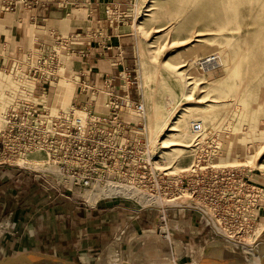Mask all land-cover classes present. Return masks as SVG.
I'll return each instance as SVG.
<instances>
[{
	"label": "built area",
	"instance_id": "built-area-1",
	"mask_svg": "<svg viewBox=\"0 0 264 264\" xmlns=\"http://www.w3.org/2000/svg\"><path fill=\"white\" fill-rule=\"evenodd\" d=\"M39 4L0 0L5 12ZM105 13L127 23L117 6L108 4ZM69 43L70 38L59 37L54 46L39 43L18 59L7 58L4 72L22 84L13 86L17 96L9 103L0 102V166L32 175L51 194L70 198L76 190L87 191L83 206L94 200L155 212L157 230L171 245L176 239L167 222L176 211L199 216L209 242L218 236L239 246L254 237L264 219V184L242 167L218 163L223 137L200 122L191 125V163L180 170L165 165L159 146L150 143L146 105L130 70L107 76L100 86L80 83L79 93L87 95L83 103L68 109L53 104L61 51H70ZM217 61L212 55L202 65L217 66ZM37 154L43 157H33Z\"/></svg>",
	"mask_w": 264,
	"mask_h": 264
},
{
	"label": "rangeland",
	"instance_id": "rangeland-1",
	"mask_svg": "<svg viewBox=\"0 0 264 264\" xmlns=\"http://www.w3.org/2000/svg\"><path fill=\"white\" fill-rule=\"evenodd\" d=\"M129 7L125 31L134 42L129 67L134 88L141 91L146 105L148 128L156 123L168 129L180 117L177 129L181 142L189 145L191 125L200 122L206 131L223 137V156L216 160L218 163L242 167L264 184V169L256 165L261 159L264 167V0H133ZM212 55L218 58L217 66H203V60ZM16 84L21 85V81L0 69V90L4 94ZM76 88L72 78H63L57 84L54 101L59 99L65 105H54L70 108L68 91L73 97ZM15 96L13 92L2 95L0 102L6 105ZM235 136L239 140L231 141ZM162 137L154 144L161 153L170 151L160 148ZM177 149L163 153V159L165 165L180 170L192 158L189 148ZM259 151L261 157L256 156ZM167 223L176 239L173 245L155 228L129 232L131 246L109 248L99 256L105 264H109V251L114 253L115 264H192L197 254L204 255L198 264H260L264 257V240L254 251L218 236L212 242L192 246L189 237L195 234L171 220ZM162 225L165 229V223ZM257 236L264 238V219L259 221L254 237L242 242Z\"/></svg>",
	"mask_w": 264,
	"mask_h": 264
},
{
	"label": "crops",
	"instance_id": "crops-1",
	"mask_svg": "<svg viewBox=\"0 0 264 264\" xmlns=\"http://www.w3.org/2000/svg\"><path fill=\"white\" fill-rule=\"evenodd\" d=\"M132 1L41 0L33 10L13 12L3 11L0 5V69L9 66L8 57L18 59L39 43L54 46L55 39L70 38V51H61L63 64L57 82L72 78L77 88L66 102L83 103L87 95L79 93L80 83L100 86L107 76L130 70L134 42L125 24L106 15L105 7L117 6L127 15ZM87 193L76 190L70 198L51 194L32 175L0 166V258L37 253L75 264H105L100 253L131 246L129 232L158 228L160 219L155 212L136 213L116 203L94 200L83 206L81 199ZM170 217L172 224L195 234L189 237L190 245L208 241L196 214L176 211Z\"/></svg>",
	"mask_w": 264,
	"mask_h": 264
},
{
	"label": "bare ground",
	"instance_id": "bare-ground-1",
	"mask_svg": "<svg viewBox=\"0 0 264 264\" xmlns=\"http://www.w3.org/2000/svg\"><path fill=\"white\" fill-rule=\"evenodd\" d=\"M259 2V1H258ZM231 9V8H230ZM238 19V18H237ZM230 20V19H229ZM247 45V44H246ZM224 52H225V50H224ZM226 53V52H225ZM239 55L241 54V53H238ZM235 56H237V57H240V56H238V55H235ZM208 57V56H207ZM9 58V57H8ZM244 58V57H243ZM220 59V58H219ZM246 59V58H245ZM221 61V60H220ZM232 61V60H231ZM246 61V60H245ZM218 62V61H217ZM239 63V62H238ZM241 63H242V59H241ZM240 63V64H241ZM221 64V63H220ZM15 81H16V79H15ZM21 84H22V82H21ZM57 84L58 83H55V85H54V87H53V90H54V95H53V104H55V105H58V106H61V105H65V104H61L60 103V100L59 99H55V101H54V98H55V94H56V89H57ZM17 85V84H16ZM15 85V86H16ZM4 86V85H3ZM2 86V87H3ZM7 86H8V84H7ZM14 86V85H13ZM12 86V87H13ZM9 87V86H8ZM6 88V87H5ZM9 90L8 91H5V94H4V91L2 92L1 90H0V92H1V96L2 95H6V94H8V93H10L11 92V89L10 88H8ZM68 93L70 94V95H72V91L70 92V91H68ZM12 94V93H11ZM0 96V97H1ZM3 103V102H2ZM4 104V103H3ZM180 121V117L178 118V120H176L175 122H174V125L172 126V127H170V128H168V129H165V128H162V125L161 124H159V125H156V123L155 124H151L150 126H152V128L151 127H149V138H150V143H155L156 142V140L158 139V137H160V136H163L160 140H161V142H160V146H161V148H171L170 149V151H166V152H172V150H179V149H177L178 147H182V148H189L190 146L189 145H185V144H182V139H181V134L179 133V129H177V124H178V122ZM154 121H153V119H150V123H153ZM153 125H155V126H153ZM162 128V129H161ZM162 131V133H161V135H160V132ZM164 132V133H163ZM167 132H170V133H167ZM166 136V137H165ZM239 136H235V137H233L232 139H231V141H238L239 139ZM255 138V137H254ZM167 139H169V142L168 143H166V140ZM251 144H253V143H251ZM248 146V145H247ZM249 146H250V144H249ZM235 149H238L237 147L235 148ZM182 150V149H181ZM166 152H163V153H166ZM260 151L256 154V156L257 157H259L260 156ZM264 153V152H263ZM261 157V156H260ZM250 158V157H249ZM246 160V159H245ZM257 166H258V168H260V169H264V167H263V165H262V161H261V159H259L258 161H257V164H256ZM255 166V165H254ZM264 240V238H262V237H259V236H257L256 238H254L253 240H248L247 242H242L243 243V245H245V246H247L248 247V250L250 251V250H252V251H254V250H256L257 249V247H258V245L262 242ZM264 243V242H263ZM172 250V249H171ZM173 251V250H172ZM171 252V251H170ZM259 255V254H258ZM106 256H107V260H108V262H109V264H115L116 263V258L114 257V253H113V251H109L108 253H106ZM161 256V255H160ZM202 257H204V255H201V254H197L194 258H193V261H192V264H198V262H199V260L202 258ZM259 257H261L260 255H259ZM263 257V256H262ZM137 258V257H136ZM141 259V258H140ZM165 259V258H164ZM261 259V258H260ZM131 260H133V258L131 259ZM262 260V259H261ZM140 261V260H139ZM126 263H128V264H142V262H132V261H129V262H126ZM175 263V262H174ZM254 264H256L255 262H254ZM257 264H258V262H257Z\"/></svg>",
	"mask_w": 264,
	"mask_h": 264
},
{
	"label": "water",
	"instance_id": "water-1",
	"mask_svg": "<svg viewBox=\"0 0 264 264\" xmlns=\"http://www.w3.org/2000/svg\"><path fill=\"white\" fill-rule=\"evenodd\" d=\"M0 264H75L74 262L37 253H22L17 256L0 258ZM128 264V263H125ZM235 264H247L238 262ZM260 264H264V257Z\"/></svg>",
	"mask_w": 264,
	"mask_h": 264
}]
</instances>
